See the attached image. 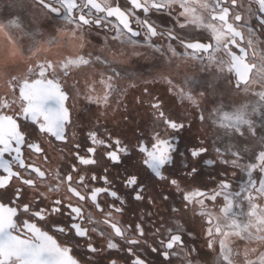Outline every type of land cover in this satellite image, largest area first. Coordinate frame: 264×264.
<instances>
[{
	"label": "snow or ice",
	"instance_id": "obj_1",
	"mask_svg": "<svg viewBox=\"0 0 264 264\" xmlns=\"http://www.w3.org/2000/svg\"><path fill=\"white\" fill-rule=\"evenodd\" d=\"M138 59L152 61L135 98L151 127L137 126L133 144L104 121L127 111ZM249 94L251 111L238 103ZM80 101L99 112L80 126L87 147L68 134ZM197 121L223 135L181 149ZM158 202L163 213L140 209ZM0 264H264V0L5 3Z\"/></svg>",
	"mask_w": 264,
	"mask_h": 264
},
{
	"label": "flooded vegetation",
	"instance_id": "obj_2",
	"mask_svg": "<svg viewBox=\"0 0 264 264\" xmlns=\"http://www.w3.org/2000/svg\"><path fill=\"white\" fill-rule=\"evenodd\" d=\"M147 80L146 76L142 77L141 82L138 85L136 90H129L128 96L126 98L127 103V111H125L123 108L119 112H117L115 115L112 113H109L108 119L104 121L107 126L112 129L115 128L117 133H123L124 136H126L127 140L131 143H135V135L134 133L137 130V126L140 128H149L151 127V124L149 123V119L147 117L146 110L142 107L137 106L135 98L139 96L143 90L144 81ZM152 80V79H151ZM152 89H154L155 94L157 95H163L166 99H168V94L166 93V85H164L161 82H157L155 84L150 85ZM172 101H170L171 103ZM242 98L238 100V103H241ZM177 112L178 114H183L184 108L181 106H177ZM99 115L98 110L95 108V106H91L88 109H85L83 101H80L76 104L75 109H73V120L75 121V126L73 128L68 129L69 138L71 139V133L73 131H76L77 136L76 139L82 144V146L87 147L88 142L85 139V134L88 131L87 127H84L83 131L80 130V126L87 125L89 123V119L95 120L96 116ZM125 117H127V120H125ZM22 124L28 125L29 127H34V125L31 124L30 121H21ZM216 136L213 135L212 128L210 125H204L201 126L200 123L197 121V123L192 127V129L189 132L183 133V136L185 137V140L181 142V149H183L184 143L187 142V139L192 136ZM57 147H64V145L59 144V142H55ZM57 155V163H59V153H56ZM138 159V157H133L132 161L126 162L125 166H129L133 161ZM107 166V165H105ZM117 171L116 169H113V172ZM212 172V175L215 176L216 173L212 171L211 168L205 167L204 169V176L203 179L205 181H208L210 179L208 173ZM244 174L236 170V176L233 177L234 183H240V178ZM211 187V185H209ZM141 210H148V211H159L160 213H163L165 209V205L163 202H158V208H149L144 209L143 205L140 206ZM131 216V213H129V217ZM190 228H193L195 230V233H200V222L195 221L192 222L189 225ZM57 240H60V236L56 233H52ZM197 244L203 245L204 244V237L201 234L197 238ZM207 251V249H205Z\"/></svg>",
	"mask_w": 264,
	"mask_h": 264
},
{
	"label": "rangeland",
	"instance_id": "obj_3",
	"mask_svg": "<svg viewBox=\"0 0 264 264\" xmlns=\"http://www.w3.org/2000/svg\"><path fill=\"white\" fill-rule=\"evenodd\" d=\"M11 0H0V12L3 11L4 9V5L5 3H10ZM58 24V22H53V27H56ZM27 26V25H26ZM36 26L33 25L32 28H30L29 30L34 29ZM42 31H44L45 33V38L48 37L49 32L47 28H42ZM13 35L15 37H19V32H13ZM23 43L25 46L29 45L30 43H32L31 39L28 37H25L23 39ZM151 64L152 61L150 59H138V60H133V62L131 63V65L127 68V73L128 74H135L136 76L139 77V79L136 81L137 84H139L141 82L142 77L146 76L147 80H151L152 77L148 75V72L151 71ZM143 74V75H141ZM156 92H154L155 94ZM240 100V98L238 99ZM258 98L254 95H247L242 97V101L241 103L243 104H247L249 111H251L252 107L256 104ZM252 119H257V115L255 113H253ZM212 128V132L213 135L216 136H222L223 135V131L219 128ZM259 146V141L257 139H253V138H249L248 140V145L247 147L249 148V150H253V149H257Z\"/></svg>",
	"mask_w": 264,
	"mask_h": 264
}]
</instances>
